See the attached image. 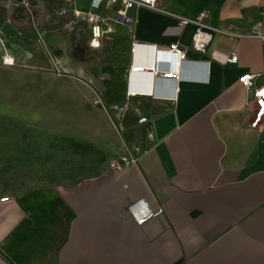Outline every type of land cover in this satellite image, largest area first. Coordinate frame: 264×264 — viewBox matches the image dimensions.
<instances>
[{"label": "crops", "instance_id": "obj_1", "mask_svg": "<svg viewBox=\"0 0 264 264\" xmlns=\"http://www.w3.org/2000/svg\"><path fill=\"white\" fill-rule=\"evenodd\" d=\"M74 2L85 11L90 0ZM25 4L7 19L0 14V118L49 128L44 111L35 118L34 100H48L50 85L36 84L33 73L52 65L55 47L81 86L58 88L52 125L102 152L109 166L71 186L0 188L9 200L0 202V264H264V114L250 126L256 108L238 83L253 73V85H264V0H160V10L190 20L205 13L203 22L224 32L205 54L189 49L193 24L178 28L149 9L133 14L131 28L114 25L96 50L82 22L89 54L124 48L123 76L111 92L109 76L80 65L89 54L69 58L63 37L35 27L37 13H56L59 4ZM256 23L262 38L247 37ZM173 43L185 52L181 62L168 51ZM230 54L237 63L222 64ZM132 64L145 71L131 74ZM153 66L179 67L185 79L153 78ZM137 202L158 214L137 224L129 209Z\"/></svg>", "mask_w": 264, "mask_h": 264}, {"label": "rangeland", "instance_id": "obj_2", "mask_svg": "<svg viewBox=\"0 0 264 264\" xmlns=\"http://www.w3.org/2000/svg\"><path fill=\"white\" fill-rule=\"evenodd\" d=\"M23 1L31 4L32 0H0V14L7 19L11 12L25 10ZM51 1L66 8L75 5V0ZM78 1L80 4L85 2ZM57 11L49 12L50 15L37 13L34 16L35 27H41L37 23L43 24L46 36L63 37L68 43L66 53L69 58L74 53L89 54L83 50L85 33L82 22L69 14L58 15ZM52 50L53 54L50 52L49 55L52 65L47 69L35 68L33 73L35 83L43 80L50 85L48 100L38 97L34 100L35 118H40L37 113L44 111L46 120L50 123L49 128L43 130L41 125H21L0 118V188L5 191L24 188L29 184L43 187L71 186L83 178L100 174L109 166L102 152L89 144L75 145L77 142L61 137L56 126L52 125L53 121L56 124L58 88L81 86L75 74L65 68L64 52H58L55 47ZM106 53H112L113 57L110 60L102 59ZM80 65L93 66L92 73L95 77L109 76L112 79L111 84L105 86L111 92L113 84L119 83L123 76L124 48L121 44L112 50L104 47L100 54L81 57Z\"/></svg>", "mask_w": 264, "mask_h": 264}, {"label": "built area", "instance_id": "obj_3", "mask_svg": "<svg viewBox=\"0 0 264 264\" xmlns=\"http://www.w3.org/2000/svg\"><path fill=\"white\" fill-rule=\"evenodd\" d=\"M159 1L160 0H90L88 8L85 11H80L74 5L72 7L70 6V8L61 6L57 9V14L61 16L69 14L75 20L88 24L90 30V40L88 45L91 49L95 50L100 48L101 38L113 32L114 25H121L131 28L136 23V19L133 14L141 8L149 9L175 18L177 20L178 28H182L188 24H193L195 26V30L191 36L189 49L197 54H205L213 39L214 33H224L222 30L209 27L203 22L206 17L205 13H201L194 20H190L172 12H165L158 9L157 5ZM23 3L24 2H22V4ZM24 7L27 8L28 5L24 3ZM108 11L112 12V15L109 17L106 16ZM28 12L30 13V11ZM260 27L261 24L256 23L254 29L245 35L247 37L262 38L258 32ZM135 44L136 43L133 42L132 46ZM168 51L175 55L179 62L184 60L185 52L178 46L177 43L170 44L168 46ZM5 62H7L6 59L3 61V63ZM221 63L236 64L237 56L235 54L227 55L223 58ZM145 68V66L132 64L129 67V72L131 74H140L145 71ZM149 69H151L149 72L152 74L153 78H161L163 80H180L178 76L179 67L174 72H159L155 66ZM258 77L259 74L244 73L238 78V83L246 90L251 91L252 101L250 103L254 104L256 108L253 121L250 124V126L253 128L257 125L264 114V85H253L255 79ZM149 94H154V90L151 89ZM144 121L145 118L140 119V122ZM116 168L119 169V167ZM8 201L9 200L7 197L0 198L1 203ZM136 205H138V211L133 210ZM129 209L137 224H143L149 218L158 214V212L152 213L147 208H144L143 204L140 202L131 205Z\"/></svg>", "mask_w": 264, "mask_h": 264}, {"label": "bare ground", "instance_id": "obj_4", "mask_svg": "<svg viewBox=\"0 0 264 264\" xmlns=\"http://www.w3.org/2000/svg\"><path fill=\"white\" fill-rule=\"evenodd\" d=\"M178 76H179V79H185V78H183V77L180 75V69L178 70Z\"/></svg>", "mask_w": 264, "mask_h": 264}, {"label": "trees", "instance_id": "obj_5", "mask_svg": "<svg viewBox=\"0 0 264 264\" xmlns=\"http://www.w3.org/2000/svg\"><path fill=\"white\" fill-rule=\"evenodd\" d=\"M75 145H78V146H79V145H81V144H79V143H76Z\"/></svg>", "mask_w": 264, "mask_h": 264}]
</instances>
